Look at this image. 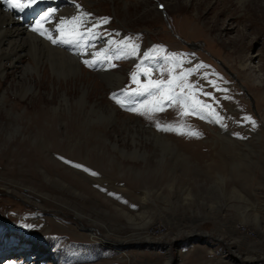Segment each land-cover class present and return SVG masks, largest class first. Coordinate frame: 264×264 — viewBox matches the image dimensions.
Returning <instances> with one entry per match:
<instances>
[{"label": "rangeland", "instance_id": "1", "mask_svg": "<svg viewBox=\"0 0 264 264\" xmlns=\"http://www.w3.org/2000/svg\"><path fill=\"white\" fill-rule=\"evenodd\" d=\"M74 5L88 20L99 24H88L92 31L83 28L79 42L65 44L63 49H71L72 54L80 50V56L97 59V64L89 67L81 62L78 71L72 62L50 57L37 66L38 59L28 55L15 67H8L9 76L0 89L1 100L15 78L36 79L32 88L13 86V94L7 92L9 101H22L17 133L9 125V113L0 105V264H216L211 256L195 252L196 245L216 247L215 239L176 240L170 247H161L147 242L150 238L139 231L127 229V235L123 233L125 227L142 228L152 222L151 234L158 237L169 232L176 236L181 190L186 191L190 212L202 204L197 196L207 202L210 182L194 173L190 164L182 166L176 145L185 150L199 143L195 151L210 159L207 141L215 127H223L230 132L228 137L240 142H253L263 132L264 83L259 86L255 77L264 69V0H76ZM49 9L40 7L37 13L41 16ZM56 14L42 22L40 31L46 29V35L53 36L55 28L50 31L49 27ZM104 18L108 23L102 22ZM93 50H97L96 56L91 54ZM253 55L256 59H251ZM28 64L34 69L25 70ZM106 68L122 76L120 84L109 85ZM133 75L139 83H133ZM152 82H160L169 91L160 95L161 89L151 87ZM85 93L91 106L81 100ZM114 95L123 106L112 99ZM161 103L165 110L154 111ZM132 108L139 112L129 110ZM42 110L48 118L33 123ZM185 112L189 114L182 115ZM247 117L255 121V127ZM157 124L183 126L200 136L161 131ZM151 135L172 144L161 146L146 140ZM123 139L138 140L143 159L124 160V154L132 149L123 146ZM108 140H117L125 151H118ZM222 156L229 159L228 154ZM102 171L115 175L120 181L118 189L134 188L136 199L145 191L147 214L139 216L141 206L131 204L132 213H137L132 219L136 220L124 219L120 208L110 202L112 193L93 179ZM227 184L230 189L231 183ZM114 195L115 200L126 203L120 193ZM93 205L103 206L109 213L96 212ZM232 211V207L225 209V213ZM78 213L94 215L112 228L114 216L121 225H116L114 235L110 231L113 239L135 242L123 248L83 237L89 233L90 223ZM53 221L70 228L76 224L79 232L62 231ZM213 225L206 221L199 227L211 232ZM118 234L121 236L115 238ZM249 235L254 237L253 232ZM138 239L146 243L139 244ZM262 242L227 248L223 256L236 264L237 253L246 255L247 250L252 258L260 259L254 264H264V239ZM127 253L131 255L125 256Z\"/></svg>", "mask_w": 264, "mask_h": 264}, {"label": "bare ground", "instance_id": "2", "mask_svg": "<svg viewBox=\"0 0 264 264\" xmlns=\"http://www.w3.org/2000/svg\"><path fill=\"white\" fill-rule=\"evenodd\" d=\"M75 1L76 0H37V2L41 3L44 8H52L49 9L47 12L51 13V15H55L56 10L59 9L61 6L58 13L56 14L55 23L49 27L50 31L55 28L54 30H52V37L58 41L56 44H53L52 41H46V38V40L42 39V37L36 35L37 33L32 29L28 30L31 26H27L26 24L31 23L32 19L26 21L25 24H20L19 21L14 19L13 15L4 12L0 7V89L3 88V85L5 84L4 82L9 76L8 67H15L17 62L21 61L25 56L28 55H31L33 58L38 59V61H36L37 66L42 63V59L44 60L46 58L55 57L58 60L72 62L75 69L78 71H80V68H82L81 62L91 59L89 57L84 58L80 56V50H76L78 52L76 54H72L71 52H69L71 49L64 50L63 46L65 44L59 43L60 40L65 39L76 40L75 36L70 34L73 31V25H65L62 27V31L65 33V35H61L60 32L56 30L57 27L60 26V22L63 20L71 19L74 16H81V19L84 20L87 25L90 23H92V25L99 24L93 23L92 21L88 20L86 16L83 15L81 8L75 7ZM63 2L64 5H62ZM81 30H83V28H80V32ZM96 51L97 50H93L91 54L96 56ZM256 57L257 55H253L251 59H256ZM258 67L260 69L261 65H259ZM24 68L28 71L29 69H34V65L28 64ZM108 70L109 69L106 68L105 76L109 85L111 87H114L117 84H120L122 76L114 72H107ZM260 72L261 74L255 77V81L259 86H262V83H264V69L261 68ZM24 76L27 77L26 75ZM47 77L48 74L47 72H45L43 79L46 80ZM35 80L36 79H22L20 77L15 78V80L11 82L10 87L6 88V92L1 96L0 105L4 111L9 113V125L11 126L14 132H18V129H20V124L18 120L20 119L21 114L19 113L20 110H18V105L22 101H16V99L13 101H9L11 97L7 92L10 91V93L13 94V86L20 87L22 90L25 88H32V86H34L33 82ZM35 90L36 89H34V92ZM65 96L67 97L66 94ZM88 96V93H85L81 97V100L91 106L89 104ZM19 98L26 100L24 97H22V95H20ZM93 110H96L95 107H93ZM111 110L109 112H111ZM111 114H113V111ZM44 118H48V114L47 112L42 110L37 113V119L35 118L36 120L34 119L35 121L33 120V123L40 124V122ZM222 131L225 133V136H222ZM262 131L263 132H260L259 135H254L255 140L253 142H250L251 140L247 142H240L237 140H233L232 137H228V133L230 132L225 130L223 127H215L213 130V136H210L208 138L209 140L207 141L208 146H210L211 148V151L208 153L210 159L200 155V151H195V148L199 145V143L194 142V144H192L193 148L185 150H183L182 147L176 145V147L178 148L177 151L179 155V160L181 161L182 166L190 164L194 167V173H197L201 179L210 182L209 186L206 188L207 190L205 193V196L206 194L208 196L207 202H204V200L202 201L201 196H197L198 204H200V200L202 204H200V207L196 204L197 209L193 205L194 209H192V212H190L188 196L184 197L186 195V191L181 190L180 195L183 197V202L180 204L181 213L178 222V234L176 236L169 232L158 237L151 234L150 230H153L152 222H148L142 228L125 227V232L123 233V235H127V229L132 231V233H134V230L139 231V234H142V236L147 235V238H150V240H148L147 242L151 241V243H153L154 245H159L161 247L165 245L170 247L176 240L190 239L193 242L194 239L198 240L203 237H207V239L212 238L215 239L214 246L216 247L206 249L207 247L201 248L199 245H196L195 252L211 256V262L216 264H233L232 261L228 260L227 258H225V256H223V254L226 253L227 248H234L233 246L246 247L249 243L257 245L263 244L262 240L264 239V129ZM240 132L243 133L242 131ZM160 138L161 137L151 135L150 137H147L146 140L149 139L161 146H167L172 144L170 141H160ZM108 143L112 147L116 148L118 151H125L124 148H121L117 140H115L114 142L109 141ZM121 143L123 144V146L130 145L132 149V152L130 154H128V152L124 154V160L127 159L130 161H134L143 159L144 154L139 153L140 142H138V140L123 139ZM133 150L135 151L134 153ZM211 154L213 156H211ZM224 154L229 155L228 160H225L223 158L222 155ZM107 156L110 157L109 155ZM206 159L208 160L205 161ZM247 161H249V163H247ZM133 170H135V168H133ZM93 179L98 185L99 183H101L102 186H105L107 188L106 192L112 193L110 194L111 196H109L110 202L120 208L122 217H124V219H126L128 222L131 221V219L134 217V214H137L132 213V210L129 208L131 204L141 206L142 211L139 212V216L142 214H147L145 210L149 208V205L147 202L148 195H146L147 193H145V191H141L139 199H136L134 197V194H136L137 191L134 190V188H130L127 186L123 190L118 189L117 185L120 184V181L115 179L114 174H106L103 173V171L101 173V176H98ZM227 182L231 183L230 189H228L227 187ZM227 190H229V193ZM115 193H120L122 195L121 198L125 201L127 200L126 203H121V200L119 198L115 200ZM37 202V200H34L35 204H37ZM93 207L96 212H98L99 210H103V212L107 211V214L109 213V211L103 206L96 207V205H93ZM228 207L234 208L235 211H232L233 213H225V209H227ZM217 213L218 215H216ZM77 216L83 220H86V222L92 224H88V226L90 227L89 233L87 232L86 234H84L85 236H83L89 240H94L95 242L103 241L107 242L108 244L110 243L111 245L116 244L117 247L123 248H125L129 243L135 242L131 239L120 241H118V239L117 241L113 239L114 237L109 234L110 231H113L111 233L114 235V233L117 232V226L121 225L116 221V218L114 216L112 218V222L115 224L114 228H112L109 223H107V221L94 218V215H88L87 217H85L82 214L78 213ZM135 220L136 218L132 219L133 222ZM184 220L188 222L183 224L182 221ZM206 221L214 222L213 226L215 228L211 232L203 231V229L199 227L200 224L203 225V223ZM53 223H55L56 225L58 222L53 221ZM62 225V223H58L57 226L62 231L79 232L80 229L79 227H77L76 224L74 228H70L68 226L63 227L64 225ZM98 225L100 226V228H102V231H100ZM251 232L254 233V237L249 235V233ZM119 236H121V234L116 235L115 238H118ZM145 239H138V241L136 242L139 244H144L146 243ZM259 250H262V248H260ZM169 251H171V249ZM244 251L247 252L246 255H240L239 253H237V258L235 257L237 259L236 264H254L255 262H258L260 260L258 258H252L249 255V251ZM130 255V253H127L125 256L129 257Z\"/></svg>", "mask_w": 264, "mask_h": 264}, {"label": "snow or ice", "instance_id": "3", "mask_svg": "<svg viewBox=\"0 0 264 264\" xmlns=\"http://www.w3.org/2000/svg\"><path fill=\"white\" fill-rule=\"evenodd\" d=\"M37 3V0H7L8 7L10 9H14L19 12H23L26 8H29ZM51 15V13H45L44 15H41L39 19L37 20L36 26L32 28L33 31H38L41 36H45L46 39H49L52 41L53 44H56L58 41L54 39L51 34H47V30L45 29L44 31H40V29L43 27L42 22L48 19V17ZM103 23H108L107 18H104ZM65 25H73V31L70 33L71 35H74L77 39L76 40H71V39H65V40H60L59 43L61 44H69V43H78L79 42V37L83 35L82 32H80V28H85L86 31L91 32L92 28L87 26V23L81 19V16H74L71 19L68 20H63L60 22V26L57 27V31L60 32L61 35H65V33L62 31V27ZM98 25H92V27H96ZM98 60L97 59H92V60H85L84 63L85 65L89 67H94L97 64ZM190 74V73H189ZM133 83H139L138 77L136 75H133ZM145 90L147 91V86H144ZM151 87L161 89L160 95L164 96L165 91H169L168 89H163L161 87L160 82H152ZM143 95V93H140ZM166 100H171L173 103L175 102L174 99L171 96H165L164 97ZM112 99L116 101V103L121 104L123 106L122 101L119 99L117 96H113ZM131 111H136L139 112V109L132 108L129 109ZM165 110V105L163 103L160 104L159 107L155 108L154 111H164ZM144 114V113H140ZM189 113L185 112L182 113V115H187ZM248 122L252 124L253 127H255V121H252L251 117L246 118ZM156 127L158 130L161 131H175L179 135H187L191 137H196L198 138L200 136V133L192 130V129H185L183 126L179 128H174L171 125H160L157 124ZM65 163H71L70 161H65ZM75 167L79 168L81 167L80 165H74ZM84 171L88 172L90 171L89 169H84ZM92 175H96L95 172H91Z\"/></svg>", "mask_w": 264, "mask_h": 264}, {"label": "clouds", "instance_id": "4", "mask_svg": "<svg viewBox=\"0 0 264 264\" xmlns=\"http://www.w3.org/2000/svg\"><path fill=\"white\" fill-rule=\"evenodd\" d=\"M97 243H99V242H97ZM100 244V243H99ZM101 245V244H100Z\"/></svg>", "mask_w": 264, "mask_h": 264}]
</instances>
